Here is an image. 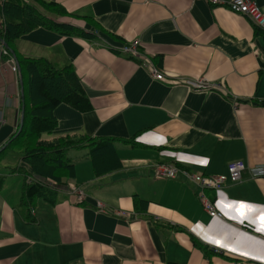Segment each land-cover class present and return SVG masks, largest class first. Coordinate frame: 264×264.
Instances as JSON below:
<instances>
[{
  "label": "crops",
  "instance_id": "crops-1",
  "mask_svg": "<svg viewBox=\"0 0 264 264\" xmlns=\"http://www.w3.org/2000/svg\"><path fill=\"white\" fill-rule=\"evenodd\" d=\"M44 1L61 8L54 19L72 31L35 29L12 52L72 67L92 109L58 105L50 137L112 140L121 167L97 177L88 149L69 150L74 178L57 187L55 205L37 199L28 215L19 206L22 176L8 170L28 167L6 155L0 264H264V178L243 173L202 191L218 218L183 175L226 174L235 162L264 166V30L207 0ZM252 1L264 11V0ZM135 40L141 59L117 52ZM6 50L0 44V149L23 106ZM197 79L222 91L184 83ZM134 139L143 147L130 145ZM156 166L175 168L176 178H155Z\"/></svg>",
  "mask_w": 264,
  "mask_h": 264
},
{
  "label": "trees",
  "instance_id": "trees-1",
  "mask_svg": "<svg viewBox=\"0 0 264 264\" xmlns=\"http://www.w3.org/2000/svg\"><path fill=\"white\" fill-rule=\"evenodd\" d=\"M26 1L1 2L0 44L5 43L12 51L19 37L38 28L70 34V28L57 24L54 19L64 15L59 6L44 0ZM17 62L20 66L18 74L23 81V125L20 132L17 129L8 139L5 149L0 153V162L6 155L15 154L16 160L28 167L29 171L21 167L8 170L22 176L19 206L30 215L37 199L55 205L57 187L64 185V180L74 178V165L67 156L69 150L88 149L89 160L97 177L118 170L121 162L112 140L84 135L50 137L56 127L53 111L58 105H67L81 113L92 110L72 67L55 69L44 60L18 59ZM135 141L132 140L130 145L143 147ZM29 178L33 179L30 183L27 181ZM138 203L145 204L141 200ZM29 221L34 222L33 219ZM197 248L205 252L202 247Z\"/></svg>",
  "mask_w": 264,
  "mask_h": 264
},
{
  "label": "built area",
  "instance_id": "built-area-1",
  "mask_svg": "<svg viewBox=\"0 0 264 264\" xmlns=\"http://www.w3.org/2000/svg\"><path fill=\"white\" fill-rule=\"evenodd\" d=\"M212 5H224L230 12L238 15L245 16L250 23L256 29L264 30V11L261 10L257 4L252 0H230L229 2L222 3L219 0H207ZM139 46V41L135 40L124 46H120L117 50L118 53L129 56L131 58H139L141 56L137 52ZM142 64L148 65L147 60L142 58ZM151 74L156 80H163V74L159 73L156 69L149 67ZM13 73H17L16 67L13 65L11 67ZM185 85L189 89H192L195 92H207L213 90H221L220 85L211 84L205 82L202 79L197 80H185ZM178 171L175 168L166 167V166H157L155 168V178L157 179H171L176 178ZM247 173L250 178H264V166L256 165L249 167L241 162L231 163L227 167V173L217 176H199L189 174L183 171V175L190 180L193 184L198 186L201 190L200 199L203 205L205 212L209 214L210 217H221L219 213L216 212L213 205L205 199L202 191L211 190L219 191L226 184H234L241 180L242 174Z\"/></svg>",
  "mask_w": 264,
  "mask_h": 264
},
{
  "label": "water",
  "instance_id": "water-1",
  "mask_svg": "<svg viewBox=\"0 0 264 264\" xmlns=\"http://www.w3.org/2000/svg\"><path fill=\"white\" fill-rule=\"evenodd\" d=\"M2 47H4L5 49H7V50L10 52L11 57H12V60H13V63H14V65L16 66L17 71L20 72L19 64H18V62H17V60H16V57H15L14 53L8 49V47H7L6 44L3 43V44H2ZM22 84H23V83H22V79H21V77H20V79H19V85H20V89H21V101L23 102ZM22 125H23V106L21 107V119H20V123H19V127H18V132L21 131ZM4 149H5V147L3 146V147L0 149V152L3 151Z\"/></svg>",
  "mask_w": 264,
  "mask_h": 264
}]
</instances>
